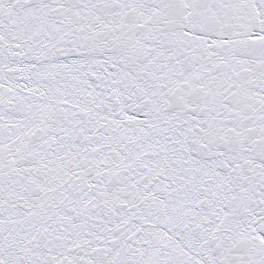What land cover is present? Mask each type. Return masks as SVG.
I'll return each instance as SVG.
<instances>
[{"label": "snow or ice", "instance_id": "1", "mask_svg": "<svg viewBox=\"0 0 264 264\" xmlns=\"http://www.w3.org/2000/svg\"><path fill=\"white\" fill-rule=\"evenodd\" d=\"M0 264H264V0H0Z\"/></svg>", "mask_w": 264, "mask_h": 264}]
</instances>
